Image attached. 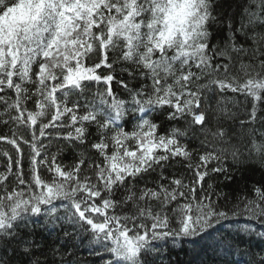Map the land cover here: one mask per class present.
Segmentation results:
<instances>
[{
  "label": "snow or ice",
  "instance_id": "6c2138e0",
  "mask_svg": "<svg viewBox=\"0 0 264 264\" xmlns=\"http://www.w3.org/2000/svg\"><path fill=\"white\" fill-rule=\"evenodd\" d=\"M0 108V264H85V241L161 264L224 221L264 226V187L231 208L216 188L264 165V0H0ZM37 229L62 243L37 256Z\"/></svg>",
  "mask_w": 264,
  "mask_h": 264
},
{
  "label": "trees",
  "instance_id": "16d2710c",
  "mask_svg": "<svg viewBox=\"0 0 264 264\" xmlns=\"http://www.w3.org/2000/svg\"><path fill=\"white\" fill-rule=\"evenodd\" d=\"M237 99H243V97H237ZM0 111H2V108H0ZM3 119H7V117H3ZM18 132L23 134L26 138L30 135L23 128L18 129ZM11 135H12L11 126L0 123V136H11ZM194 146H195L194 144L190 145V147H194ZM85 148H87V145H85ZM0 149H7L10 152L14 151L10 145H7L3 142H0ZM53 151H55L54 148ZM3 159H4L3 157H0V160ZM61 160L64 164L71 165L72 163H74L73 154L71 152H68L61 157ZM229 168L233 174V179L231 181H225L222 176L216 178L217 191H223L227 195V201L226 202L221 201V204L222 206H226L229 208H231L236 203H241L242 206V202L245 199L255 198L253 193V186L264 187V165H262L256 158H252L246 160L244 162V165L239 168V171L232 170L231 163H229ZM0 170H2V168H0ZM175 171L177 172V174H180V173H184L185 169L183 167L177 166ZM152 179L153 180L155 179V174H153ZM206 183H207V178H206ZM152 186H153L152 184L149 185V187ZM240 219L244 220L246 218L241 217ZM42 221L43 218H41V222ZM49 231L52 230L50 229ZM245 239L246 238L244 239L240 238L239 240H235L234 242H236L237 247H234L233 243L227 241L226 244H228L233 249L232 253L234 255L230 256L227 253L228 256L223 255V257L216 262H215L216 257L214 255L211 256V250L206 251L202 249L203 244L206 242V239L203 238L202 239L203 244H201L202 246H199L200 249L190 250L191 254L188 255L185 262L178 263L177 255L171 256L168 259L166 257H163L166 255H163L161 264H250V261L252 259V254H264L262 253V250H264V242H256V244H254L253 242H250V240L247 241ZM36 240L37 242L44 244V248L41 249L40 252L36 253L37 256H40L41 252H46L47 249L53 244V241H55V236L54 234L49 235L43 230L37 229ZM55 242L57 244L62 243V241H55ZM74 243L78 246L81 245V241L79 239L74 241ZM88 246L89 245L87 241H85L82 247H79L78 249H74L77 259L81 261L84 260L85 264H98L97 257H92L88 255V249H87ZM198 252L201 253L199 254ZM237 252L240 254L239 258L235 257V254ZM208 253H210L209 256L207 255ZM257 258L259 257L257 256ZM49 264H51V262H49Z\"/></svg>",
  "mask_w": 264,
  "mask_h": 264
},
{
  "label": "bare ground",
  "instance_id": "6f19581e",
  "mask_svg": "<svg viewBox=\"0 0 264 264\" xmlns=\"http://www.w3.org/2000/svg\"><path fill=\"white\" fill-rule=\"evenodd\" d=\"M250 228L251 231L247 229ZM264 233V226L258 224L255 221H248L247 219H235L224 221L219 225L215 226V229L210 230V234H206L203 238L206 239V242L203 244V238H196L195 242H190L188 240H177L175 243H170L163 251V257L167 259L171 256L177 255L178 263L185 262L188 255L191 254L190 250H199L203 244L202 249L208 251L211 250V256H215V262L218 261L223 255H227V253L232 256L233 249L226 244L227 241L233 243L234 247L236 246L235 240H239L240 238L253 242H264V240L260 239L257 233ZM200 240V242H199ZM202 240V241H201ZM89 247V246H88ZM87 247V249H88ZM199 254L201 252H198ZM205 255V254H203ZM208 256L210 253L207 254ZM235 257L239 258L240 254L237 252ZM84 261V260H83ZM164 261V260H163Z\"/></svg>",
  "mask_w": 264,
  "mask_h": 264
}]
</instances>
